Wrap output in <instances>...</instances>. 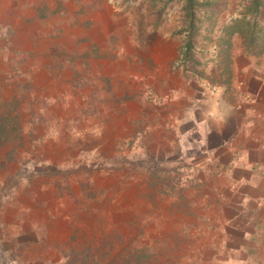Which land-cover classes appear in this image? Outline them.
Instances as JSON below:
<instances>
[{
    "label": "crops",
    "instance_id": "crops-1",
    "mask_svg": "<svg viewBox=\"0 0 264 264\" xmlns=\"http://www.w3.org/2000/svg\"><path fill=\"white\" fill-rule=\"evenodd\" d=\"M189 8L180 0H0V61L60 63V73L47 72L66 83L45 94L66 109L84 104L69 143L99 136L101 125L139 130L154 141L139 153L178 156L188 192H200L205 238L220 243L207 263L264 264V39L250 45L229 34L241 13L222 11L199 41L192 19L178 21L202 12ZM56 171L0 184V264L83 263L82 206L60 185L81 188L87 170Z\"/></svg>",
    "mask_w": 264,
    "mask_h": 264
},
{
    "label": "rangeland",
    "instance_id": "rangeland-1",
    "mask_svg": "<svg viewBox=\"0 0 264 264\" xmlns=\"http://www.w3.org/2000/svg\"><path fill=\"white\" fill-rule=\"evenodd\" d=\"M180 1L183 8L191 7L198 13L202 10L192 18L184 13L178 19L182 25H186L187 16L192 19L202 42L205 26L215 23L220 12L246 13L253 2ZM258 1V18L264 28V0ZM211 7L215 16L207 12ZM50 69L60 73L64 67L60 63L0 61V184L5 187L28 181V177L46 166L61 172L82 165L87 172L82 183L78 182L81 188L74 190L69 181L60 185L61 196L73 200L77 195V204L82 206L77 208L83 212L82 221L78 222L84 246L82 264H209L212 256L206 252L220 243L205 238L203 221L207 208L194 200L200 192H188V176L175 167L181 163L178 156L158 158L154 153L144 154L145 151L142 156L139 150H146L154 141L144 142L140 131L132 133L128 126L101 125L99 136L69 143V138L79 136L76 132L83 119L79 118L77 108L84 104L79 99L71 102L68 109L63 104L53 105L51 99L58 96L45 93L56 83L55 88H62L66 79H51L47 72ZM28 71L35 74V79L27 78ZM74 126L77 128L72 131ZM125 131L126 138L122 137ZM52 139L59 141L58 146H54ZM83 146L84 158L80 160L74 154ZM45 153L49 154L48 163L44 161ZM8 169L15 172L2 182ZM55 173L49 176L57 177ZM189 199L195 205L188 204ZM73 226L76 229V224Z\"/></svg>",
    "mask_w": 264,
    "mask_h": 264
},
{
    "label": "trees",
    "instance_id": "trees-1",
    "mask_svg": "<svg viewBox=\"0 0 264 264\" xmlns=\"http://www.w3.org/2000/svg\"><path fill=\"white\" fill-rule=\"evenodd\" d=\"M259 7V1L253 0L251 6L248 7L247 12L242 13L239 18L233 20L232 24L227 28L229 34H240L243 38L249 41L250 45H252L256 39H260V37L261 39H264L262 38V27L259 26L260 22L258 17L261 15ZM188 49H190V44L187 45V50Z\"/></svg>",
    "mask_w": 264,
    "mask_h": 264
}]
</instances>
